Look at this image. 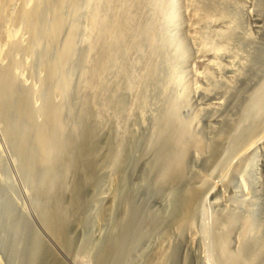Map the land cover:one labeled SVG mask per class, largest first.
Here are the masks:
<instances>
[{"label":"rangeland","instance_id":"obj_1","mask_svg":"<svg viewBox=\"0 0 264 264\" xmlns=\"http://www.w3.org/2000/svg\"><path fill=\"white\" fill-rule=\"evenodd\" d=\"M0 264H264V0H0Z\"/></svg>","mask_w":264,"mask_h":264},{"label":"bare ground","instance_id":"obj_2","mask_svg":"<svg viewBox=\"0 0 264 264\" xmlns=\"http://www.w3.org/2000/svg\"><path fill=\"white\" fill-rule=\"evenodd\" d=\"M212 10H213V9H212ZM189 12H190V11H189ZM215 12H216V11H215ZM26 15H27V14H26ZM194 22H195V21H194ZM6 35L9 36L8 34H6ZM6 35H5V36H6ZM152 37H153V36H152ZM152 37H151V38H152ZM202 53H203V52H202ZM204 62H205V61H204ZM199 63H200V62H199ZM171 127H172V126H171ZM163 128H164V127H163ZM158 136H159V135H158ZM161 136H162V135H161ZM161 136H160V137H161ZM165 136H166V135H165ZM162 137H163V136H162ZM176 137H177V136H176ZM168 164H169V163H168ZM160 166H161V165H160ZM235 166H236V165H235ZM241 166H242V165H241ZM161 167H162V166H161ZM163 169H164V168H163ZM166 171H167V170H166ZM168 172H169V171H168ZM165 174H166V173H165ZM165 174H164V175H165Z\"/></svg>","mask_w":264,"mask_h":264}]
</instances>
